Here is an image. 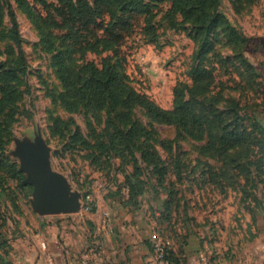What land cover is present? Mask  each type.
Returning a JSON list of instances; mask_svg holds the SVG:
<instances>
[{"label":"rangeland","instance_id":"obj_1","mask_svg":"<svg viewBox=\"0 0 264 264\" xmlns=\"http://www.w3.org/2000/svg\"><path fill=\"white\" fill-rule=\"evenodd\" d=\"M27 2L35 15L43 17L45 7L55 0ZM10 5L22 39L29 89H24L13 117L4 156L16 163L19 171V160L13 155L15 142H33L39 134L50 149L52 168L66 176L72 190L81 192L84 199L87 194L95 210L82 207L74 214L40 216L30 205L32 187L21 188L13 179L5 181L0 187V239L6 240L1 249L5 262L0 264H28L22 257L37 254L45 258V264H54L53 257L60 254V264H66L67 246L82 260L81 254L98 243L104 244V223L109 224L111 237L116 220L123 226L143 223L151 235L153 261L154 242L166 239L175 249L183 250L186 264H264V173L254 177L252 186L246 185L244 175L226 177L228 180L200 175L207 170V163L217 168L220 162L201 148L203 142L176 138L175 127L158 124L150 127L157 139L155 149L169 164L179 160L180 180L174 174V163V173L160 182L153 166L142 161L139 152L138 172L128 157H111L100 145L106 112L66 104L52 54L46 51L34 22L18 0H10ZM219 10L243 35V54L254 67L256 83L248 86L240 81L233 62L226 60L233 51L220 29L216 30L219 34L209 37L214 59L226 60L222 65L216 63V83H222L223 97L239 99L245 111H254L264 128V0H221ZM154 12L156 41L149 42L138 29L122 47L124 59L118 67L135 89L159 106L171 108L175 84H191L198 43L190 36L189 23L179 12L170 10L168 2L159 4ZM11 25L5 3L0 61L11 49L16 54L17 48L5 37ZM107 56L113 57V52L87 50L78 52L75 63H98ZM136 115L143 123L148 122L141 114ZM164 140L172 142L167 152L160 146ZM127 175L133 183L137 180L130 197L125 189ZM205 179L207 182H202ZM169 200L171 207L167 206ZM188 250L197 252V256L190 259Z\"/></svg>","mask_w":264,"mask_h":264},{"label":"trees","instance_id":"obj_2","mask_svg":"<svg viewBox=\"0 0 264 264\" xmlns=\"http://www.w3.org/2000/svg\"><path fill=\"white\" fill-rule=\"evenodd\" d=\"M18 1L34 22L46 51L52 54L66 104L106 112L105 127L99 135L103 136L100 143L102 150L108 155L128 157L134 171L138 172L136 153L139 152L142 161L153 166L152 171L160 182L174 173V163V174L180 180L179 160L169 164L161 160L155 149L157 139L150 127L158 124L175 127L176 138L203 142L201 148L220 162L217 168L207 163V170H202L200 175L227 180L232 175H244L246 185H251L256 175L264 173V128L258 115L254 111H245L239 99L223 97L222 83H216V63L222 65L226 60L233 62L236 74L244 85L256 83L254 67L243 54L244 37L219 10L221 0H55L45 7L43 17L34 14L27 0ZM167 2L170 10L179 12L189 23L190 36L198 43L196 62L190 71L191 84H175L171 108L159 106L148 95L135 89L118 67L119 61L124 59L122 47L138 29L148 36L149 42L156 41L154 9ZM5 3L12 19L5 37L17 50L14 54L11 49L8 56L0 61V187L5 181L13 179L19 187L26 188L27 185L21 183L24 176L18 171L17 164L4 156L13 117L23 99L24 89H29L25 80L27 63L21 51L22 39L10 0H0V27ZM217 29L233 51V56L226 60L214 59L213 53H210L214 50L209 37L219 34H216ZM87 50L96 53L110 50L115 60L107 56L98 63L87 61L76 64L78 52ZM136 113L148 122L143 123ZM171 143L164 140L160 146L167 152ZM126 179L125 189L130 197L137 180L133 183L130 175ZM246 185L242 187L244 190ZM170 202L168 207H171ZM91 210L94 211L95 207ZM5 244L6 240L0 239V262H5L1 251ZM182 253L183 250L175 249L170 243L165 249L166 264H186Z\"/></svg>","mask_w":264,"mask_h":264},{"label":"water","instance_id":"obj_3","mask_svg":"<svg viewBox=\"0 0 264 264\" xmlns=\"http://www.w3.org/2000/svg\"><path fill=\"white\" fill-rule=\"evenodd\" d=\"M13 155L19 171L25 174L22 184L32 187L30 205L40 215L74 214L81 211L83 194L72 190L66 176L54 170L50 149L38 134L34 141L15 142Z\"/></svg>","mask_w":264,"mask_h":264},{"label":"crops","instance_id":"obj_4","mask_svg":"<svg viewBox=\"0 0 264 264\" xmlns=\"http://www.w3.org/2000/svg\"><path fill=\"white\" fill-rule=\"evenodd\" d=\"M142 224L137 222L135 226L133 224L123 226V223L116 220L114 233L111 237L105 233L106 239L102 240L104 244L98 243L104 246L103 254L99 256L91 255L88 259H85L83 253L81 254L82 261L73 253L72 248L67 246L66 264H154L150 251L151 235ZM68 242H71V240ZM188 254L190 259L197 256V252H193V250H188ZM23 259L28 264H45V258L40 254L22 257ZM53 259L54 264H60L62 257L58 254Z\"/></svg>","mask_w":264,"mask_h":264},{"label":"built area","instance_id":"obj_5","mask_svg":"<svg viewBox=\"0 0 264 264\" xmlns=\"http://www.w3.org/2000/svg\"><path fill=\"white\" fill-rule=\"evenodd\" d=\"M86 211L91 210V205H90V197L87 195L84 199V203L82 206ZM103 230L105 233L111 232L109 224L103 225ZM170 245V242L166 239H159L154 242L153 244V257H154V264H166V261L164 259L165 255V249ZM104 253V248L102 245L98 244L95 245L94 247H91L84 255L85 259H88L89 256L95 255L99 256Z\"/></svg>","mask_w":264,"mask_h":264}]
</instances>
